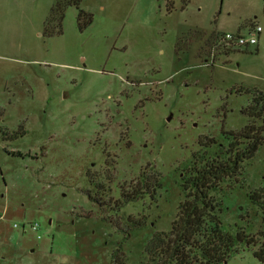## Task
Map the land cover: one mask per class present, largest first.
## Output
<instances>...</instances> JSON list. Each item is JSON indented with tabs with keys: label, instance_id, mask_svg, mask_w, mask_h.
<instances>
[{
	"label": "rangeland",
	"instance_id": "rangeland-1",
	"mask_svg": "<svg viewBox=\"0 0 264 264\" xmlns=\"http://www.w3.org/2000/svg\"><path fill=\"white\" fill-rule=\"evenodd\" d=\"M54 3L0 0V264H147L194 165L264 126V0H80L60 29ZM263 184L264 141L209 192L252 242L226 264H264Z\"/></svg>",
	"mask_w": 264,
	"mask_h": 264
},
{
	"label": "trees",
	"instance_id": "trees-1",
	"mask_svg": "<svg viewBox=\"0 0 264 264\" xmlns=\"http://www.w3.org/2000/svg\"><path fill=\"white\" fill-rule=\"evenodd\" d=\"M79 1L55 0L50 9V18L59 29L66 7H78ZM189 1L181 0V3L186 5ZM84 18L87 21H83ZM78 21L80 28H83L91 23L92 16L79 9ZM263 132L264 126L255 127L254 124H247L237 132H229L233 138L224 157L217 153L194 165L185 181L191 190L180 204L169 234H157L148 244L147 264H226L228 258L238 252V244H252L244 232H238L233 237L221 229L209 192L226 177L238 174L242 161L252 157L264 141ZM143 194L144 191L132 189L131 193H122V200H137ZM249 198L260 208L264 219V184L251 192ZM253 255L264 262V243L253 251Z\"/></svg>",
	"mask_w": 264,
	"mask_h": 264
},
{
	"label": "built area",
	"instance_id": "built-area-1",
	"mask_svg": "<svg viewBox=\"0 0 264 264\" xmlns=\"http://www.w3.org/2000/svg\"><path fill=\"white\" fill-rule=\"evenodd\" d=\"M253 34H248V37H244L241 34H231V33H224L222 35V40L227 45H234L237 47H245L247 45H254L257 44V37L261 32V27L259 25H255L253 27Z\"/></svg>",
	"mask_w": 264,
	"mask_h": 264
}]
</instances>
